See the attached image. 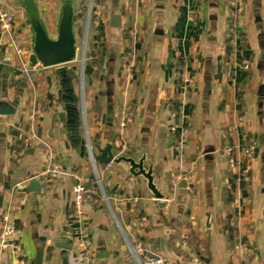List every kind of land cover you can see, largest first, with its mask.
Here are the masks:
<instances>
[{"label": "crops", "instance_id": "1", "mask_svg": "<svg viewBox=\"0 0 264 264\" xmlns=\"http://www.w3.org/2000/svg\"><path fill=\"white\" fill-rule=\"evenodd\" d=\"M66 2L74 6L79 47L87 0H0V11L16 16L13 36L29 61L34 34L25 23L38 16L56 38ZM96 4L102 14L90 24L87 54L98 60L82 80L85 136L93 145L120 146L113 149L116 157H144L167 198L155 199L128 162L110 169L99 163L111 208L92 201L76 212L74 186H93L94 167L71 144L57 115L63 110L57 67L38 66L24 78L28 85L16 114L0 115V213L17 182L36 178L42 184L36 194L29 180L13 199L20 250L0 253V264H34L40 250L43 264H134L120 227L171 264H264V0H244L240 17L231 0ZM114 14L121 26L113 25ZM0 58L12 61L0 71V102L11 101L18 90L17 55L11 47ZM124 63L132 68L125 70ZM74 65L80 67L67 66ZM188 75L192 85L184 81ZM74 86L78 93V79ZM35 100L44 111L33 122ZM127 106L134 116L122 128ZM32 128L37 138L29 140ZM49 149L61 172L45 184L40 175ZM183 180L186 188L179 186ZM65 231L78 246L68 261L56 246L68 240ZM239 240L246 251L236 250Z\"/></svg>", "mask_w": 264, "mask_h": 264}, {"label": "water", "instance_id": "2", "mask_svg": "<svg viewBox=\"0 0 264 264\" xmlns=\"http://www.w3.org/2000/svg\"><path fill=\"white\" fill-rule=\"evenodd\" d=\"M75 10L71 2H66L62 9V14L58 27L56 38H52L45 27L44 23L38 16L30 18L26 25H30L34 34L33 53L29 61V74H33V66L38 65L43 68L57 67L55 74L61 79V88L59 90V106L63 108L60 114H57L59 120L64 125L67 136L71 144L78 150L79 154L86 160L95 163L97 167L99 163L109 164L111 162H120L122 160L130 164V172L134 176H143L147 181V189L151 191L152 196L157 200L166 199L165 196L157 187L155 182L153 167L145 166V158L135 159L132 157L120 156L116 157L113 149L121 150L117 144H107L105 147L93 145L85 136L86 122L84 115L83 94L82 89L84 82L83 75L85 70L92 72L93 68L86 66L82 72V65L68 67V64L76 62L78 43L75 34ZM112 23L115 26H121V16L114 14ZM12 64L11 59L5 58L0 65V71L4 65ZM79 70V71H78ZM13 72L16 76V69L13 66ZM79 80L80 91L77 93L74 80ZM18 90L16 97L11 101L3 100L0 102V115L10 116L15 115L20 104L21 98L25 93V88L28 82L25 79H17ZM208 93H210L211 84H207ZM56 115V116H57ZM89 143V144H88ZM100 151V153H96ZM92 157V159H91ZM98 168V167H97ZM180 187H187L188 181L183 180L179 184ZM29 189L36 194L41 193V182L33 178L29 182ZM106 191V189H105ZM107 193V192H106ZM0 206H2V197L0 196ZM56 246L65 250L64 256L68 259L69 252L77 250L76 246L72 245L71 240L58 242ZM68 261V260H67ZM34 264H43V250L37 253Z\"/></svg>", "mask_w": 264, "mask_h": 264}, {"label": "built area", "instance_id": "3", "mask_svg": "<svg viewBox=\"0 0 264 264\" xmlns=\"http://www.w3.org/2000/svg\"><path fill=\"white\" fill-rule=\"evenodd\" d=\"M142 2H147L148 0H141ZM232 4L236 8V15H240L242 12L244 0H231ZM102 14V8L96 4V0H87V7L84 11L85 15V30L83 34V44L82 46H79L77 48V58L76 62L79 61V57H81L80 61V67L82 65V72L84 71V68L87 66V61L89 60V56L87 54V47H88V33H89V27L90 24L94 18V16H101ZM240 17V16H239ZM16 21V16L12 12L8 11H0V51H7L9 48L12 47L15 54L17 55V64L15 66L16 69V75L19 79H24L29 71V60L26 58L27 51L26 49L20 44V42L13 36V24ZM4 36L7 37L6 40L3 41ZM2 63V60L0 58V65ZM38 65H34V68H37ZM123 67L125 70H129L131 68H128L127 65L124 63ZM83 78L84 74L82 73ZM194 77L193 76H185L184 81L188 85H192L194 83ZM44 108L42 104L35 100L33 102V105L31 107V111L29 112V119L30 121H35L41 113H43ZM85 115V112H84ZM121 122L120 126L122 128H125L128 126V124L132 121L133 118V109L129 106H127L121 115ZM173 132H178L177 127H172ZM37 135L35 132V129L32 128L31 135L29 140L36 139ZM88 141L89 137L87 136ZM27 140V141H29ZM89 144V143H88ZM227 151H230V148L227 149ZM57 154L53 149H49L45 155L44 159V170L42 171L40 177L43 179V183L47 184L51 181H53L55 178L58 177V175L61 172V168L59 163L57 162ZM92 159V157H91ZM94 171H95V184L96 186L88 187L84 182L79 181L74 186V204L76 212L79 214H82L84 212V205L87 202H97L101 201L106 203L109 208L110 207V200L109 196L107 195L105 188L102 184L101 177H100V171L95 166V163L93 162V159L91 160ZM230 166L232 168L235 167V159L231 158L229 159ZM114 166V162H111L106 165V168L110 169ZM30 179L17 182L12 189L9 192V197L7 200V203L5 206H3L1 213H0V253H3L7 250H13V251H19L20 250V244L18 242L19 237V229L16 224V218H15V204L13 199L18 195V193L22 190H24L27 186V183ZM231 187L230 185H228ZM123 235L126 240V244L128 247V250L134 260V264H171L169 261H167L161 254H150L148 248L145 246V244L142 241H132L127 235L126 229L123 227H120ZM65 237H67L69 240L72 241V234L69 231L64 232ZM74 245V243L72 244ZM81 245L87 248L88 242H81ZM76 246V245H74ZM78 249V246H76ZM236 250L240 251H246V245L240 242V240L235 245ZM90 253L89 250L86 251L84 257L86 258V255ZM15 264H25L23 260L15 263Z\"/></svg>", "mask_w": 264, "mask_h": 264}, {"label": "trees", "instance_id": "4", "mask_svg": "<svg viewBox=\"0 0 264 264\" xmlns=\"http://www.w3.org/2000/svg\"><path fill=\"white\" fill-rule=\"evenodd\" d=\"M88 56H89L90 58H89V60L87 61V66L92 67V66H94V65L96 64L98 58H97V56H96L95 54H93V55H91V56L88 54ZM93 186H96V184L94 183Z\"/></svg>", "mask_w": 264, "mask_h": 264}, {"label": "rangeland", "instance_id": "5", "mask_svg": "<svg viewBox=\"0 0 264 264\" xmlns=\"http://www.w3.org/2000/svg\"><path fill=\"white\" fill-rule=\"evenodd\" d=\"M82 44H83V37H82V40H81L80 46H82ZM80 61H81V57H79V61H77V64H79ZM79 66H80V64H79ZM85 72H86V70H85Z\"/></svg>", "mask_w": 264, "mask_h": 264}]
</instances>
